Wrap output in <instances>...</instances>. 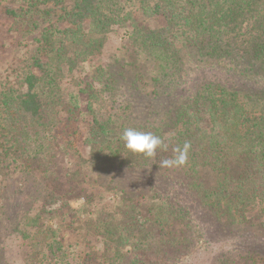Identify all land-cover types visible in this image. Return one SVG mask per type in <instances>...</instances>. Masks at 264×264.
Masks as SVG:
<instances>
[{"label": "trees", "instance_id": "obj_1", "mask_svg": "<svg viewBox=\"0 0 264 264\" xmlns=\"http://www.w3.org/2000/svg\"><path fill=\"white\" fill-rule=\"evenodd\" d=\"M72 1L66 19L78 27L111 0ZM151 14L164 25L150 29L125 19L133 51L107 67L110 83H103V74L95 80L110 93L113 111L93 115L86 139L109 188L120 183L123 195L132 188L124 215H140L143 222L128 225L114 215L98 220L110 236L104 250L110 258L102 263L89 256L69 260L72 245L59 227L43 242L56 264H179L193 255L199 224L218 242L243 226L264 227L258 226L264 215V0H159ZM191 64L196 71L186 80ZM35 66L43 67L38 61ZM39 84L29 73L22 91L0 96L6 151L26 159L35 157L29 156L33 151L42 154L58 128ZM128 127L160 136L167 149L152 158L130 153L121 140ZM185 142L191 144L187 163L160 167ZM62 205L67 207L65 200ZM7 220L12 226L13 219ZM216 252L208 264H254L256 257L264 262V253L252 247L235 255Z\"/></svg>", "mask_w": 264, "mask_h": 264}, {"label": "rangeland", "instance_id": "obj_2", "mask_svg": "<svg viewBox=\"0 0 264 264\" xmlns=\"http://www.w3.org/2000/svg\"><path fill=\"white\" fill-rule=\"evenodd\" d=\"M158 1L111 0L94 18L74 27L66 19L73 10L72 0L57 5L46 0H0V96L22 91L25 76L35 74L40 79L38 92L53 106L58 121L57 131L48 135L50 140L42 154L33 151L29 156L35 157L26 159L6 151L9 136L0 114L1 264H56L48 258L43 242L59 227L65 243L72 245L69 250L74 256L69 260L89 256L102 263L110 258L104 252L110 236L98 220L114 215L128 225L143 222L140 215L136 221L124 215L134 197L132 188L125 195L119 192L120 183L113 190L109 188L111 182L94 168L86 139L93 115L113 111L110 93L95 80L103 74V83H110L107 67L116 59L128 60L133 51L127 39L129 21L125 23V19L132 17L150 29L163 26V19L151 14ZM37 61L41 69L35 66ZM195 71L192 64L185 66V79ZM63 200L67 207H63ZM8 217L13 219L10 227ZM260 224L264 225V215ZM195 227V251L179 264H208L216 251L235 255L252 247L264 253V227L259 230L253 225L245 231L243 226L231 238L221 236L220 242L201 224ZM254 264L264 262L256 257Z\"/></svg>", "mask_w": 264, "mask_h": 264}, {"label": "clouds", "instance_id": "obj_3", "mask_svg": "<svg viewBox=\"0 0 264 264\" xmlns=\"http://www.w3.org/2000/svg\"><path fill=\"white\" fill-rule=\"evenodd\" d=\"M121 140L126 150L144 158H152L156 155L157 150L164 151L167 149V145L160 136L150 131H140L132 127L123 130ZM190 148V142H185L182 147L174 148L172 158L163 159L160 162V167L174 168L184 166L187 163Z\"/></svg>", "mask_w": 264, "mask_h": 264}]
</instances>
